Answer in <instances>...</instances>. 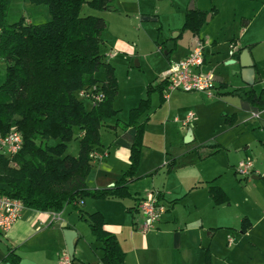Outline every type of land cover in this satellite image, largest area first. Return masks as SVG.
I'll return each instance as SVG.
<instances>
[{
    "label": "crops",
    "instance_id": "1",
    "mask_svg": "<svg viewBox=\"0 0 264 264\" xmlns=\"http://www.w3.org/2000/svg\"><path fill=\"white\" fill-rule=\"evenodd\" d=\"M150 2L151 0H113V7L101 10V15L99 14L98 16L106 21L107 26L110 25V20L112 21L115 18L114 16H120L121 20L130 19L132 16L145 17L146 15L143 11H145L146 6L149 7ZM168 2L169 13L167 12V14L176 22L178 21L177 25L182 21V27L185 13L191 11L189 9L190 0H168ZM238 2V0H193V10L206 13L205 22L207 23L219 20L221 12L227 5L226 8L229 7L234 18L229 23H222L219 30L224 32L233 31L235 17L236 15H240L241 19H246L243 22L245 28L242 29V31L246 32L257 14H250ZM207 13L209 14L207 15ZM27 22H30V20H27ZM169 25L167 27L170 28L171 32L180 31L176 35V37H180L182 34L181 27ZM202 27L196 35L201 41L203 40L201 35ZM102 38L103 45L107 46L104 55L112 53V56H107L106 60L113 69L112 59L115 58H113L114 53L121 52L131 56L135 54V49L132 46L118 39L114 40L112 46L108 47L107 38H104L103 35ZM232 41L235 48L234 54L237 57L232 58L228 53V56L223 59V63L226 65L227 61L234 60V63H229L228 65L234 64L237 66L234 73L241 79V84H238L236 87L246 86L239 73V57L245 48L241 47L233 38ZM214 45H216V41L213 40L211 46ZM193 47L186 52L178 54L177 58L172 56L171 51L168 50L164 53L166 61L159 62L155 66L148 65L147 72L145 69L143 70L142 89L137 104L146 97L147 85L159 83L162 80L163 72L172 63L187 56ZM248 53L255 73L252 86L258 92L259 89H255L254 85L257 80L264 81L260 74L261 69H264L262 67L264 65H261L249 51ZM213 57V52L207 50L205 47V60L203 66L200 68L202 72H212L209 64L211 63L210 58ZM135 62V66L137 67H140L142 64L139 59L135 60ZM158 75H160L159 80L157 79ZM213 75L216 79L217 88L215 96H224L228 94V91L236 88L232 87L223 75L216 72ZM220 83H224L226 87L218 88ZM260 89H264V85ZM118 91L119 85L117 82V93ZM170 91L165 89L162 92L151 93L148 109L138 117V121L144 123V131L140 163L135 177L127 183L131 197L85 199L81 205L84 215L86 216L94 211L102 214L104 229L116 237L118 245L124 253L122 264H264V243L256 240L257 237L252 238L256 223L252 221V217H254V214H250L252 209L238 214V231L228 228L234 227L235 224H228L226 221L229 215L226 210L229 208L230 199L225 188L218 183V176H211V178L201 180L203 182H200V161H204L219 152L221 146L216 144L218 151L201 159L194 153L197 150L199 154L204 155L211 151L200 146L199 143H195L196 136L193 130L195 129V121H199L200 118V97L197 91H191L190 93L178 90ZM117 93L116 95H118ZM185 96L191 97L194 103L193 108L196 109L197 114L193 111H188L184 118L179 119L178 117H174L173 122L178 124V128L174 134L172 132L168 133L164 129L158 133L151 130L148 132V124L153 118L159 117L158 123L163 126L162 116L167 111L173 109V106L181 105V100L185 99ZM237 100L233 104L235 105L234 110L237 109L238 112L249 113L258 117L259 113L264 111L251 106L245 100L240 98ZM114 103L115 97L112 105L116 111ZM215 104L226 105L228 103L218 99L213 104L211 103V106ZM134 107L128 109L127 118L124 121L117 118V111L114 116L103 121V125L99 131L100 145L94 150V153L96 155L106 153V156H103L101 159L94 158L91 161V169L86 178L90 189L112 187L127 170L130 149L135 137V129L132 126L125 128L121 126L128 121L129 110ZM190 112L193 113V118L189 124L184 125L183 122ZM237 114L235 112L232 113L234 115L232 124L236 123ZM115 117L116 119L113 120ZM188 133H190L191 140L184 142L187 149L175 148L179 145L178 136L183 138L184 141ZM74 136H79V130L75 132ZM186 154L192 158L186 160L184 165H177L173 170L166 172L165 166L168 161L182 158L184 160L186 159ZM186 168L190 171L181 176L180 182L178 180L181 184L178 186V190H176L172 186V182H174L173 178L177 176L179 170ZM234 173H236L235 170ZM253 176L255 175H252L251 178ZM209 185L221 188L227 196V202L214 204L208 193L207 188ZM153 189L159 191L161 201L166 206V211L162 214L156 228L143 234L135 226L136 223L141 222V216L137 208H134L133 211L132 208L136 207L137 202L141 201L144 195ZM68 208L71 207L68 206L57 213L32 209H27L26 212L23 211L20 218L6 233L8 245L4 250H0V264H5L3 258L7 255L9 249H12L18 255L19 264H57L59 255L67 252L62 233L64 229H71L76 233L72 255L74 264H102L100 261L102 256L101 245L94 247L95 243L92 241H89V248L93 252L94 258H86L81 255L84 232L79 222L84 220L79 219L77 211L76 215L69 213ZM257 208L258 205L255 204V209ZM129 209H131V212ZM245 220L248 222L249 227L245 232H242L241 225ZM233 231L238 232L239 236L235 237ZM230 234L234 237L232 243H228L227 241V237ZM218 235H222V238Z\"/></svg>",
    "mask_w": 264,
    "mask_h": 264
},
{
    "label": "trees",
    "instance_id": "2",
    "mask_svg": "<svg viewBox=\"0 0 264 264\" xmlns=\"http://www.w3.org/2000/svg\"><path fill=\"white\" fill-rule=\"evenodd\" d=\"M32 1L47 6L48 21L33 24L21 18L8 23L10 0H0V60L6 63L0 84V135L14 129L22 137V146L13 157L0 155V194L20 199L26 209L57 213L71 207L100 243L102 264H122L124 253L116 237L104 229L102 214L94 211L85 216L81 205L85 199L131 197L127 183L135 177L140 163L144 131L138 117L148 109L150 94L164 91L167 82L162 79L156 85H147L146 97L129 110L128 121L121 126L135 129L127 170L112 187L90 189L86 181L93 160L90 154L100 145L103 121L116 114L112 104L117 81L107 54L101 50L107 23L100 16L82 15L81 9L84 5L108 9L113 7V0ZM205 18L202 11H187L181 32L197 35ZM99 70L104 73L102 79L96 76ZM225 87L224 83L218 86ZM90 92L101 93V101L93 104L86 96ZM227 93L264 110V89L257 92L253 86H241ZM84 100L90 102V108ZM233 120L234 115L224 117L228 125ZM77 130L78 154H66ZM52 139L57 142L50 144ZM216 147L205 146L212 151L204 155L197 150L194 153L201 159L217 152ZM165 167L169 172L177 167V161L172 159ZM207 189L214 204L227 202L218 186L209 185ZM248 227L245 220L242 232ZM3 262L19 264V257L9 249Z\"/></svg>",
    "mask_w": 264,
    "mask_h": 264
},
{
    "label": "rangeland",
    "instance_id": "3",
    "mask_svg": "<svg viewBox=\"0 0 264 264\" xmlns=\"http://www.w3.org/2000/svg\"><path fill=\"white\" fill-rule=\"evenodd\" d=\"M238 1L239 5L243 6L247 12L254 15L257 14L246 32L242 31L245 28L243 22L246 19H241L240 15H236L235 17L233 31L224 32L219 30L222 23H229L234 18L229 7L226 8L227 5L219 16L220 21L205 22L201 31L203 45L207 50L212 51L214 56L210 58V70L213 73L216 72L223 75L232 87L241 84V79L234 73L237 66L234 64L225 65L223 63V59L228 56V53L230 55L231 49L234 48L232 38L241 47H244L253 54L254 58L261 65H264V0ZM168 7V0H151L149 7L146 6L145 11H143L146 15L145 17L132 16L130 19L121 20L120 16H114L115 18L112 21L110 20V25L103 32V37L108 40V47L112 46L114 40L118 39L135 49L133 56L116 52L113 56L115 58L112 59L115 77L119 85L118 95L114 96V107L117 111V118L122 121L126 120L128 109L136 106L140 98L143 70L145 69L147 72L148 65L155 66L159 62L166 61L164 57L166 51L170 50L172 56L176 57L178 54L186 52L195 46L197 40H199L198 36L192 35L189 32H182L180 37H176L180 32L179 30L171 32L167 26L170 24L169 26L175 27L178 21L176 22L173 18L169 17L167 14V12L169 13ZM100 13L101 10L89 8L87 5H84L81 9L82 15L98 16ZM21 18L25 21L30 20L33 24H39L48 21L50 14L44 3L33 2L32 0H10L6 16L7 22L13 23ZM181 23L182 21L177 26L181 27ZM213 40L216 41V45L211 46ZM101 50L102 52L106 51L107 46L102 45ZM137 59L142 63L140 67L135 66V60ZM5 68L6 63L0 60V84L5 77ZM260 74L262 80H264V69H261ZM96 76L98 79H102L104 76L103 71L99 70ZM157 79H160V75H158ZM262 85H264V81L257 80L254 87L260 90ZM197 93L200 97V118L199 121H195V129L193 130L196 136L195 143H199L203 147L214 146L216 144L221 146L219 152L204 161H200V182H203L201 180L211 178V176H218V183L225 188L230 199L229 208L226 210L229 214L226 221L228 224H235L234 227L228 228L238 231V214L252 209L250 213L254 214L252 221L256 222L252 238L257 237L256 240L264 243V128L260 124L264 122V111H261L258 117L249 113H241L237 109L234 110L235 105L233 103H236L237 99H239L234 95L225 94L224 96L208 97L204 93ZM218 99L226 101L228 104H215L211 106V103L213 104ZM181 101V105L173 106V109L167 111L162 116L163 126L158 123L159 117L153 118L148 124V132L151 130L158 133L164 129L168 133L172 132L174 134L178 128V124L173 122L174 117H178L179 119L184 118L188 111H193L197 114L196 109L193 108L194 103L191 97L185 96V99L183 98ZM84 103L87 108H90L89 101L84 100ZM234 112L238 113L236 123L231 124L232 126L226 124L223 118L224 115L230 116ZM164 116H166L165 119ZM180 136H178L179 145L175 148L187 149L185 148L186 145L183 138ZM56 142L54 139L50 140V144ZM65 153L73 156L78 154V140L76 136L68 142ZM191 158V156L186 154V159L176 160L177 165L182 166L186 163V160H190ZM246 158L252 161L253 172L247 177L234 173L237 164ZM10 165H15L12 160L10 161ZM189 171L187 168L181 169L177 173V176L173 178L174 182H172V186L176 190H178V186L181 184L179 183L181 176ZM252 175H255L257 178H251ZM255 204L258 205L257 209H255ZM68 209L69 213L77 214L72 208ZM26 211L27 209H24V212ZM79 225L83 227L84 232L81 255L86 258H94L93 252L89 248V241L95 243L94 247L100 246V243L94 240L86 222L80 221ZM236 231H233L235 237L239 236V233ZM218 236L222 238V235ZM7 245L8 239L6 233H0V250H4Z\"/></svg>",
    "mask_w": 264,
    "mask_h": 264
},
{
    "label": "built area",
    "instance_id": "4",
    "mask_svg": "<svg viewBox=\"0 0 264 264\" xmlns=\"http://www.w3.org/2000/svg\"><path fill=\"white\" fill-rule=\"evenodd\" d=\"M235 51L232 48L230 55ZM108 57L112 53L107 54ZM205 60V46L201 40H197L191 52L181 60L172 63L169 68L163 72L162 79L167 82V90L180 91H197L202 92L208 97L216 95V79L212 72H202L200 68ZM86 96L93 104H97L102 99V94L99 92H90ZM193 118V113H188L183 124H189ZM22 146V137L20 133L14 129L4 135H0V155L11 158ZM106 156V153L96 155L94 152L90 154L91 158L101 159ZM236 173L247 177L253 172V163L246 158L241 160L235 169ZM81 204V202H79ZM137 211L141 216V222L136 223V229L145 234L156 228L162 214L166 211V206L162 203L159 197V191H148L141 201L138 202ZM25 206L20 199L10 197L6 194H0V233H7L12 225L20 218ZM228 243L234 241V237H227ZM57 264H74L72 257L63 252L59 255Z\"/></svg>",
    "mask_w": 264,
    "mask_h": 264
},
{
    "label": "water",
    "instance_id": "5",
    "mask_svg": "<svg viewBox=\"0 0 264 264\" xmlns=\"http://www.w3.org/2000/svg\"><path fill=\"white\" fill-rule=\"evenodd\" d=\"M193 6H194L193 0H190L189 9L193 10L194 8ZM234 62H235L234 60L227 61L226 65H228L229 63H234ZM239 65H240L239 73L241 75L243 83L246 86H252L254 82L255 73H254L253 63L246 49H244L240 54ZM260 124H261V127L264 128V122H261ZM190 140H191L190 133H188L184 139V142H189ZM252 178H256V177L253 176ZM62 233H63L65 245H66V251L72 257L73 250H74V239L76 238V233L71 229H64ZM5 264H10V263L7 262Z\"/></svg>",
    "mask_w": 264,
    "mask_h": 264
}]
</instances>
